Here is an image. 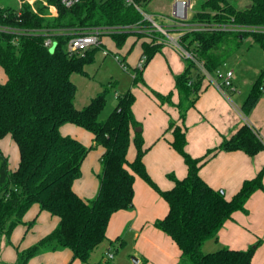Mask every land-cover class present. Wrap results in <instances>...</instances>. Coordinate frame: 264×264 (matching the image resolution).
Returning a JSON list of instances; mask_svg holds the SVG:
<instances>
[{
  "label": "trees",
  "instance_id": "1",
  "mask_svg": "<svg viewBox=\"0 0 264 264\" xmlns=\"http://www.w3.org/2000/svg\"><path fill=\"white\" fill-rule=\"evenodd\" d=\"M38 2V13L31 6L0 7V67L7 80L0 82V140L10 135L19 149V166L10 170L9 159L0 151V248L3 237L11 244L13 231L24 222L33 205L59 219L58 225L31 247L18 250L14 264L29 261L45 251L70 250L72 264L76 260L90 263L92 254L107 240L111 217L122 210L133 208L135 177H141L167 202V215L155 226L170 236L181 251L177 264H251L258 244L247 250L222 248L204 253L207 241L217 240L225 223L237 211H245L248 199L258 190L264 191V169L253 179L246 180L240 191L227 199L222 190L211 187L199 174L207 158H193L186 151V127L172 122L171 147L184 159L188 175L174 181L173 188L162 191L149 176L144 157L141 125L134 114L135 94L129 89L117 95L118 103L105 120L100 116L106 106L108 87L90 103L78 109L75 105L77 86L72 75H86V66L94 63L101 47L82 53H69L71 38L97 27L134 25L141 22V14L124 0H81L66 8L60 0ZM200 9L193 14L194 22L223 25L234 30L187 32L184 46L204 62L206 70L216 73L241 48L246 36L253 38L264 51V0H248L239 6V0H199ZM55 15L49 16V9ZM121 49L131 37L145 38L142 33L124 32L111 35ZM52 39L54 50L45 46ZM143 42V65L136 68L133 85H145L143 71L165 45L158 40ZM136 43V42H135ZM134 43V44H135ZM133 44V45H134ZM184 73L175 77L180 95L177 105L171 96L151 91L161 103H169L180 111L181 119L195 106L205 75L199 66L188 60ZM123 62V61H121ZM124 64V63H123ZM126 67V66H124ZM198 70L193 76L191 68ZM264 93V69L252 85L242 105L247 115ZM73 124L92 136L93 144L86 146L60 129ZM134 133V137H133ZM134 142L136 156L128 159ZM104 152L100 158L102 172L97 196L80 197L73 189L82 175L81 167L88 154L98 148ZM264 150L258 134L244 124L214 151H243L254 157ZM33 224L29 225L32 228ZM118 238L117 241H119ZM121 245V244H120ZM1 250V249H0ZM0 264H6L0 262ZM95 264H108L98 262Z\"/></svg>",
  "mask_w": 264,
  "mask_h": 264
},
{
  "label": "crops",
  "instance_id": "2",
  "mask_svg": "<svg viewBox=\"0 0 264 264\" xmlns=\"http://www.w3.org/2000/svg\"><path fill=\"white\" fill-rule=\"evenodd\" d=\"M134 41L135 38L131 41L132 45ZM107 43L102 39L103 50L106 49L110 54L113 51L108 48ZM139 44L142 48V43ZM167 47L164 50L165 59L162 57L163 59L159 60V63L165 66H160L164 68V73H161L160 80L151 87L164 96L170 95L172 103L177 105L180 95L175 86V77L184 73L187 66L181 60L183 57L179 51L172 46L167 45ZM118 51L120 50L114 53ZM139 56L141 59L142 50ZM156 61L158 58L155 60L154 57L143 71V79L148 83L151 82L150 73L156 68ZM227 71L233 72L232 79H234L236 73L231 68ZM212 82L214 85L203 79L195 106L188 110L183 120L176 106L166 104L160 106L162 104L159 105L158 101L147 92L146 94L139 92L141 94L139 100L138 96H135L133 110L139 123L142 121L138 102L142 101L149 114V119L143 122L142 128L145 147L149 148L144 157V164L149 176L162 191L174 186V181L169 175H174L177 179H183L188 175V167L183 157L170 145L173 141L172 130L168 131L171 122L186 127L187 153L196 159L207 158V162L199 169L200 176L214 189L222 190L227 199L233 198L246 180L255 178L264 169V150L254 157L243 151H219L208 157L209 152L216 150L224 139L231 138L244 124L249 125L264 143V93L247 118L240 108L241 102L234 101L233 97L227 96L222 88L216 86L215 81ZM232 91L236 99L237 96H242L235 85ZM137 94L135 92V95ZM60 131L64 136L76 138L86 146L93 144L92 136L73 124L62 126ZM15 150L16 156L10 163ZM0 151L8 157L10 170H16L20 161L19 149L10 135L0 140ZM103 152V148L98 147L88 154L81 167L82 175L73 184L75 192L84 199L92 200L98 194L100 158ZM135 156L136 149L129 148L128 159L133 161ZM134 192L133 207L135 206L136 210L134 212L122 210L115 213L107 228V239L121 238L119 241L122 246L127 244L126 240L131 239L134 242V252L141 257L138 259V264L145 261L148 264H177L181 256L179 247L170 236L155 226L158 220L167 215L169 210L167 202L138 176L135 177ZM58 222L57 217L47 212H40L38 205H33L25 215L23 224L13 231L11 244H7L5 238L2 239L0 262L14 264L18 250L36 244L47 236ZM30 224H33L32 228H29ZM213 241L216 250L222 248L247 250L258 244L251 264H264V191H256L245 204V211L235 212L233 218L225 223L218 239ZM72 256L70 250L45 251L32 258L29 264H69ZM124 257L119 258L117 264L128 263L129 260ZM72 264L84 263L76 260Z\"/></svg>",
  "mask_w": 264,
  "mask_h": 264
},
{
  "label": "rangeland",
  "instance_id": "3",
  "mask_svg": "<svg viewBox=\"0 0 264 264\" xmlns=\"http://www.w3.org/2000/svg\"><path fill=\"white\" fill-rule=\"evenodd\" d=\"M247 3L248 0H239V6H244ZM0 6L15 7L17 6V0H0ZM172 6H173V2L171 0H147L143 4V7L146 9V11H148L150 14L155 16L156 14L159 13L169 15L171 13ZM34 7H38L37 3L34 4ZM199 9H200V1L192 0V9L189 12L190 13L193 12L194 14L195 12H198ZM133 38L136 39V41H134V43L136 42L134 46L131 43ZM103 39L106 42H108L107 43L108 48H110L113 52H110V54H108L107 56H103L102 49L98 50L95 56L94 63L86 66V75L74 74L71 77V80L77 86V95L75 99L76 107L78 109H82L86 107L90 103L92 98L96 97L99 93L103 92L107 87L109 90L106 95L105 109L103 110L100 116L101 120L107 119L115 109L118 103L117 95H124L125 93H127L129 89H132L134 94L135 92L138 93L137 95H135L136 97L138 96V100H139V95H141L139 94V92H142L143 94H146L147 92L149 93V95L151 94L155 100L158 101L159 105L162 104L161 101H159V99H157L151 92L153 90L151 85L153 83H156L158 80H160L161 73H164L163 72L164 68L160 67V66H164V64L162 63L163 64L162 65L161 63H159V60L162 57L165 59L164 54L166 55V53H164L165 52L164 50L165 48H168L167 45H164L161 51L154 56L155 60H157L158 58V61H156L157 62L155 65L156 68L152 73H150L151 82L148 83L145 81V85L140 82L139 84L134 86L133 78L135 76L136 68L139 67V60L141 57L139 56V54L141 53L142 50L139 42L151 43L152 41L144 37L142 38L131 37L121 49H118L112 36L104 35ZM50 49L51 51H53L54 45ZM116 50H120V51L114 53ZM115 55H118L120 57V60L123 62L117 60ZM181 60L186 64V66L189 64V61L187 59L181 58ZM150 63L151 61L147 64L145 69L148 67ZM230 68L236 73L235 78L232 79L231 82L233 86L235 85L236 88H238L240 95L242 94V96H237V99L234 97L235 93L232 91L233 86L231 88L224 86V79H221L215 72L211 73L210 74L211 78H209L203 73V71H201V69L199 71H201L205 75L204 79L208 80L211 84L214 85L212 81H215L216 86L218 85L222 87V90L227 94V96L231 98L233 97L234 101L241 102L240 108L242 110L243 102L246 99L252 85L259 77L261 71L264 69L263 49L257 43H255L252 37L246 36L238 52H236L233 56H231L226 61V64L221 67L220 71L221 73H223L224 77L226 76L227 69ZM191 73L193 76L197 75L198 73L197 68L192 67ZM6 80H7L6 74L4 70L0 67V82L4 83L6 82ZM139 104H140L141 112L139 113L138 111V113L139 115H141V121H142V123H140L141 126L139 128L142 129L144 127V123L149 119V114H147L146 106H143L142 101H140V103L138 102V106ZM165 104L168 106H172L171 104L166 102L160 106H163ZM249 115L250 113L245 115V117L248 118ZM134 149L136 148L134 142H132V144L130 145V150H134ZM15 156H16V150L14 152V155L12 154V160L10 159V163L14 161ZM101 172H102V166H101L100 174ZM135 210H136L135 206L129 209V211L131 212H134ZM117 240L118 239L115 238L111 240L108 239L105 240L98 247V249H96V251L92 254L90 263H84V264H95L98 262H102V263L108 262V264H117L119 258L123 256H125L124 258L127 261L129 260V262L125 264H136L135 259L138 260L141 257L134 252V242H132L131 239L126 240L127 244H124L122 246L120 245L121 241H117ZM109 250L114 254L113 260H110L107 257V253L109 252ZM214 251H217L214 241L213 240L207 241L203 246V252L211 253ZM140 264H148V263L145 261V262H141Z\"/></svg>",
  "mask_w": 264,
  "mask_h": 264
},
{
  "label": "built area",
  "instance_id": "4",
  "mask_svg": "<svg viewBox=\"0 0 264 264\" xmlns=\"http://www.w3.org/2000/svg\"><path fill=\"white\" fill-rule=\"evenodd\" d=\"M46 5L44 0H17V10L22 9L25 5L31 6L34 13H38V8L34 7V4L41 2ZM81 0H60V3L66 8H72L78 4ZM147 0H124L128 6H133L142 16V21L134 25L126 26H113V27H97L86 30L79 33L70 39L68 43L69 53H82L90 48L101 47L102 39L104 35H113L116 33L124 32H136L142 33L150 40H158L159 42L174 47L180 52L182 57L187 60L195 62L203 73L211 78L210 73L206 70L204 62L200 60L192 51L188 50L183 44V37L187 32H204V31H216V30H234L235 28L229 24H206L201 22H194L192 9V0H171L173 2L172 10L169 15L159 13L155 15L150 14L143 7V4ZM4 7V6H0ZM55 15V9H49V16ZM157 18V19H156ZM258 30H264L262 27ZM0 31H10L8 28L0 27ZM46 47H52L53 42L50 37L45 40ZM103 50V49H102ZM103 54L107 56L109 52L104 49ZM116 59L120 60L118 55H115ZM145 58L142 57L139 61V67L144 63ZM221 69V68H220ZM220 69L216 71V74L224 79V86L231 88L233 77L232 71H227L226 76H223ZM219 88H222L219 86ZM107 257L110 260L114 259V254L109 250Z\"/></svg>",
  "mask_w": 264,
  "mask_h": 264
},
{
  "label": "water",
  "instance_id": "5",
  "mask_svg": "<svg viewBox=\"0 0 264 264\" xmlns=\"http://www.w3.org/2000/svg\"><path fill=\"white\" fill-rule=\"evenodd\" d=\"M135 132H142V129L141 128H136ZM135 263L138 264V260L137 259H135Z\"/></svg>",
  "mask_w": 264,
  "mask_h": 264
}]
</instances>
